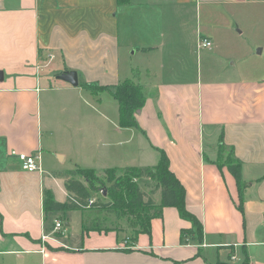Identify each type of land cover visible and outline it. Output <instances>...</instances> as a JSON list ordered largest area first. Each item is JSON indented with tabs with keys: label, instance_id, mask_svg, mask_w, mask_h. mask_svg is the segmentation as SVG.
<instances>
[{
	"label": "crops",
	"instance_id": "1",
	"mask_svg": "<svg viewBox=\"0 0 264 264\" xmlns=\"http://www.w3.org/2000/svg\"><path fill=\"white\" fill-rule=\"evenodd\" d=\"M172 1L178 14L199 16L203 6L257 2ZM159 3L0 0V264H264V77L196 72L199 39L214 36L207 27L186 43L171 25H130ZM138 55L143 64L130 65ZM65 70L77 71L78 85L57 78ZM128 79L146 94L139 127L121 125L119 103L103 92L110 89L87 87ZM162 150L203 241L187 234L193 222L174 206L137 235L86 229L91 210L44 209L47 190L59 202L69 197L61 171L155 165ZM18 152L41 154V169L26 171ZM228 158L241 162L242 190ZM76 211L84 231L72 244L55 225L71 226Z\"/></svg>",
	"mask_w": 264,
	"mask_h": 264
},
{
	"label": "rangeland",
	"instance_id": "2",
	"mask_svg": "<svg viewBox=\"0 0 264 264\" xmlns=\"http://www.w3.org/2000/svg\"><path fill=\"white\" fill-rule=\"evenodd\" d=\"M204 7L200 16L195 14V12L189 15H181L176 11L178 6L175 1L163 0V3H159V6L155 4V6L150 7V12L139 15L138 19L132 18L130 25L134 28H158L161 25H171L174 30L173 34L185 35L186 43L196 39L198 27L200 30L208 28L214 34L213 46L212 48L199 49V52L197 49L193 53V59L196 61V72L198 69L204 79H219L225 74V71L232 73L231 70L233 69L234 72L239 69L246 77H264V0L233 6H215L211 12H207ZM181 24H185V27L181 28ZM180 28L182 32H180ZM198 53L199 58L196 57ZM129 60H131L130 65L143 64L139 55L137 57L131 56ZM193 63L195 64V62H191V67H194ZM213 74L215 76L209 77ZM103 92L106 95L105 97L108 98L110 95L113 99L112 101L117 104L111 91ZM131 138V150L134 152V149L137 148L135 146L137 138L135 139L133 135ZM126 167L128 166L117 167L113 182L107 180L105 170L96 169L94 174L98 178H104V181H96L93 187H91L92 183L88 182L82 174L79 175L87 186L91 188V195H93L91 199L101 203L100 207L95 206L86 209L91 210L85 219L84 223L86 225L105 230L110 228L131 230L129 226L130 216L124 214L123 210L118 208L120 204L114 198L118 197L122 187L128 184L125 179ZM136 181L143 191L151 194L154 200L159 202L161 193L160 190L155 189V180L138 178ZM116 183L119 185L113 188ZM115 190L117 191L115 192ZM102 204H104V207ZM82 214V211L73 213L71 226L66 225L65 221L63 223V229L67 231L66 235L72 237L71 239L68 238L71 240L68 243L74 244L75 240L73 238H77L76 234H82L84 231L81 225Z\"/></svg>",
	"mask_w": 264,
	"mask_h": 264
},
{
	"label": "trees",
	"instance_id": "3",
	"mask_svg": "<svg viewBox=\"0 0 264 264\" xmlns=\"http://www.w3.org/2000/svg\"><path fill=\"white\" fill-rule=\"evenodd\" d=\"M129 0H118L121 4L128 3ZM93 92H100L104 89L113 91V96L120 106V121L124 127H139L136 113L142 109L146 103V94L143 86L134 80H125L116 86H100L98 83H91L87 86ZM113 88V89H112ZM229 169L236 176L237 184L240 190L243 187V176L241 162H235L228 158ZM117 168L105 169L106 178L110 182L114 181ZM96 168H85L78 166L75 169L61 171L59 175L66 177V187L68 190V199L59 202L52 197V193L47 190L45 192L44 209L47 210H84L91 207L101 206L100 202L91 201L93 195L91 188L87 186L79 175L91 182V187L97 181L103 182L104 178H98L94 173ZM127 185L123 186L119 192V196L114 197L118 200L124 214L130 216L129 226L137 235L140 232L151 231V220L161 217L165 206H174L178 208L181 216L193 222L192 230L187 234H191L193 240L203 241V224L196 215L191 213L186 207L185 186L181 179L171 169V163L165 150L161 151V158L155 165L149 166H128L125 168ZM138 178H149L156 181V188L160 190V201L156 202L151 194L143 191L136 181ZM136 179V180H135ZM119 184L113 185L116 188ZM117 190H115L116 192ZM153 193V191H152ZM243 197V196H242ZM104 204H102L103 206ZM243 207V205H240ZM104 207V206H103ZM86 229L91 230L92 227L86 225ZM243 264H248L243 262Z\"/></svg>",
	"mask_w": 264,
	"mask_h": 264
},
{
	"label": "built area",
	"instance_id": "4",
	"mask_svg": "<svg viewBox=\"0 0 264 264\" xmlns=\"http://www.w3.org/2000/svg\"><path fill=\"white\" fill-rule=\"evenodd\" d=\"M199 46L201 48H205V47H209L212 48L213 44L212 41L207 38L204 37L203 39H199ZM18 157L21 160L22 163V168H24L26 171H36L38 169H40V161H41V154L39 153H25V152H18ZM91 201L93 202L94 200L91 199ZM62 224L60 221L56 222V228L57 229H61L62 228Z\"/></svg>",
	"mask_w": 264,
	"mask_h": 264
},
{
	"label": "water",
	"instance_id": "5",
	"mask_svg": "<svg viewBox=\"0 0 264 264\" xmlns=\"http://www.w3.org/2000/svg\"><path fill=\"white\" fill-rule=\"evenodd\" d=\"M4 78V72L3 70H0V80H3ZM57 78H61L72 85H78L79 84V78L78 73L76 70H65L57 75Z\"/></svg>",
	"mask_w": 264,
	"mask_h": 264
}]
</instances>
